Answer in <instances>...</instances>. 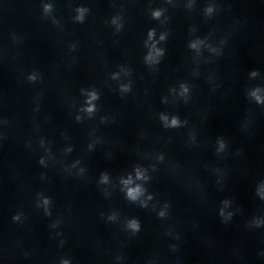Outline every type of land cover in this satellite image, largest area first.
<instances>
[{
  "label": "water",
  "instance_id": "obj_1",
  "mask_svg": "<svg viewBox=\"0 0 264 264\" xmlns=\"http://www.w3.org/2000/svg\"><path fill=\"white\" fill-rule=\"evenodd\" d=\"M0 264H264V0H88L0 116Z\"/></svg>",
  "mask_w": 264,
  "mask_h": 264
},
{
  "label": "clouds",
  "instance_id": "obj_2",
  "mask_svg": "<svg viewBox=\"0 0 264 264\" xmlns=\"http://www.w3.org/2000/svg\"><path fill=\"white\" fill-rule=\"evenodd\" d=\"M131 194V193H130Z\"/></svg>",
  "mask_w": 264,
  "mask_h": 264
}]
</instances>
